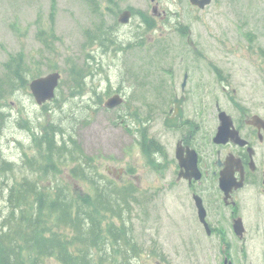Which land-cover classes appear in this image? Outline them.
Here are the masks:
<instances>
[{"label":"rangeland","instance_id":"obj_1","mask_svg":"<svg viewBox=\"0 0 264 264\" xmlns=\"http://www.w3.org/2000/svg\"><path fill=\"white\" fill-rule=\"evenodd\" d=\"M126 9L133 12L131 19L127 25L119 24ZM144 17L149 18L147 25ZM99 40L101 45L94 44ZM117 47L124 48L115 53ZM91 54L95 60L88 58ZM11 58L21 60L28 82L57 71L61 84L56 101L45 107L36 105L28 85L26 90L8 91L0 102V112L8 114L0 133V150L14 165L0 173V214L8 210V183L11 186L23 176L43 188L58 179L74 197L85 191L83 184L69 176L74 163L61 166L47 178L40 168L24 166L20 159H32L40 166L45 163L47 157L33 142L43 132L41 127L53 124L55 129L48 134L60 141L66 138L63 132L70 133L98 173L152 192L130 217L132 238L141 257L137 264H218L211 250L213 240L206 239L198 222L190 219L195 213L190 192L159 185L170 170L158 176V167L146 163L136 138L140 134L161 142L166 138L160 117H156L157 107L162 109L159 105L180 91L185 72L189 75V113L201 110V114L203 107L209 109L217 99L237 117V106L264 111V0H212L202 10L188 0H157V5L150 0H0V78ZM72 66L80 69L78 83L83 87L73 95ZM225 85L228 90L221 93ZM116 93L123 97L122 105L107 110L105 102ZM215 122L207 121L209 126ZM208 148L202 150L204 158L210 154ZM259 149L258 160L264 163V143ZM261 188L264 177L257 176L253 187L236 193L245 223L248 216L264 212ZM206 204L209 208V201ZM222 204L217 202L211 217L218 218L225 241H230V207ZM48 212L41 213L40 228L53 224L54 217ZM108 222L101 220L103 235ZM153 246L165 262L154 257ZM33 256L24 252V264H57ZM105 259L110 264L109 257ZM111 264H119L116 252Z\"/></svg>","mask_w":264,"mask_h":264},{"label":"trees","instance_id":"obj_2","mask_svg":"<svg viewBox=\"0 0 264 264\" xmlns=\"http://www.w3.org/2000/svg\"><path fill=\"white\" fill-rule=\"evenodd\" d=\"M143 19L147 25L149 18ZM101 31L97 29V32ZM101 42L99 40L94 44L101 45ZM4 66L6 73L4 78H0V102L8 91L26 90L29 83L20 59L11 58ZM69 74L75 81L70 88L71 94H78L83 88L78 83L80 69L72 66ZM7 117L8 114L0 112V133L8 122ZM41 129L42 137L33 144L47 159L41 167L40 163L22 157L24 166L40 168L48 178L54 176L61 166L74 163L69 169V176L83 184L85 191L81 192V197H74L58 179V183L47 188L25 176L11 186L8 183L5 196L8 210L0 214V264H24V252L34 255V259L40 262L53 259L57 264H107L103 260V249L109 245L102 248L101 244L106 242L102 237L107 235L117 251L126 255L127 261L124 262L129 263L128 259L138 254L129 225L133 207L138 203L136 186L130 183L120 185L99 174L70 133L67 136L63 132L68 141H57L48 134L55 129L53 124ZM153 146L150 142L146 148L152 149ZM12 166L13 163L3 158L0 150V173L12 170ZM44 210L54 217L53 224L46 229L40 228ZM104 218L109 220L105 235L101 229ZM113 220L118 224H114ZM95 250L98 251L96 260Z\"/></svg>","mask_w":264,"mask_h":264},{"label":"flooded vegetation","instance_id":"obj_3","mask_svg":"<svg viewBox=\"0 0 264 264\" xmlns=\"http://www.w3.org/2000/svg\"><path fill=\"white\" fill-rule=\"evenodd\" d=\"M183 91L186 93L185 90ZM186 100L187 98L183 95L174 96L169 102L159 105L162 106V109L157 107L156 117H160L163 130L166 131L164 133L166 138H163L162 142L158 140L163 148L160 152L158 148L152 160L158 166V176L161 175L162 170H170V175H164L161 178L163 183L159 185L164 184V188L170 191L177 187L185 188L190 192L191 199L195 195L201 198L205 208V224H201V229L206 239L213 240L211 250L215 251L214 258L217 259L218 264H264V212L258 211L253 218L247 215L248 221L245 223L244 215L239 212V199L236 198L237 192L256 184L257 176L264 177V163L258 160L260 159L259 147L264 143V126L258 129L250 124L251 119L256 115L254 112L249 113L237 108L240 114L238 117L233 116L231 109L228 107L229 112L223 109L221 101L218 99L214 101L213 106H211L212 103L210 104L209 109L203 107L201 114V110L189 113L190 108H188ZM176 101L180 103V117L175 112ZM221 111L231 117L234 130L246 142L244 147H238L230 141L225 145L213 143ZM199 114L200 121L197 117ZM260 118L264 120V115ZM166 120L169 123H175V126H166ZM209 120H216L217 123L215 122L214 126H209L207 123ZM262 124L264 125V123ZM204 147H209L208 151L210 152L206 158L202 156ZM177 150L181 152L183 161L187 162L194 155L199 158L198 162L196 160V165L201 175L200 180L190 179L187 181L178 177V174L181 171L184 174L186 169L181 168L176 159ZM226 158L231 159V171L236 179L235 182L242 183V187L234 188L231 191L228 201L223 200V193L218 184L219 173L224 168V159ZM113 171L116 170L113 169ZM120 172L122 171L120 170ZM202 185L204 188L201 187ZM260 191L261 195H264V188H261ZM204 195L205 197H203ZM208 201L210 209L206 204ZM219 201L221 204L223 203V206H231L229 214L231 224L228 231L232 235L230 241H225L224 229L219 224L218 218L211 217V213ZM194 217L198 222L196 211L193 212L192 221H195ZM237 220H240L242 224L240 234H236L233 230L234 222Z\"/></svg>","mask_w":264,"mask_h":264},{"label":"water","instance_id":"obj_4","mask_svg":"<svg viewBox=\"0 0 264 264\" xmlns=\"http://www.w3.org/2000/svg\"><path fill=\"white\" fill-rule=\"evenodd\" d=\"M190 2L193 5L198 6L199 8H203L205 5L210 3V0H190ZM129 16H130L129 12H124L120 16L119 22L123 24L127 23ZM59 79H60V75L58 73H50L44 77L34 79L30 82L29 90L37 105H41L45 103L46 101L51 100L54 97L55 89L57 88L59 84ZM119 103H120V100L116 96V97L110 98L106 102V106L107 108H113L117 106ZM223 119H225L224 116H223ZM166 125L173 126L174 123L166 122ZM229 125H230V122L228 120L226 121L223 120L222 126L219 127V130H218L217 140L221 142L225 141V137L229 135V130H228ZM176 158L179 161L180 166L186 168L187 173L188 171H190V169L192 170V168L196 164V156L190 157V159L186 162V161H183L182 154L178 150L176 151ZM227 173L228 172L226 170L221 172L220 179H219L220 188L225 193V195H228L231 189L232 181H233V178L229 175V173L228 174ZM191 177H192V173L188 175V178H191ZM198 177L199 175L196 176V178ZM196 201H197L196 203H197L200 219H203L204 217L203 208L200 206L198 200ZM235 229L238 232L237 226H235Z\"/></svg>","mask_w":264,"mask_h":264}]
</instances>
